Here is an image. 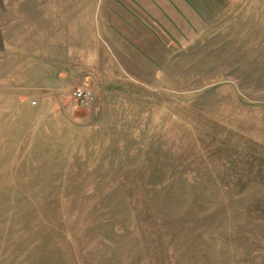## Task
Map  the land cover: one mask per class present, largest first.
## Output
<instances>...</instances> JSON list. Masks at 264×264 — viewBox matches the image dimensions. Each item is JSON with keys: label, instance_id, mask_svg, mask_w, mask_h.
<instances>
[{"label": "rangeland", "instance_id": "374dc122", "mask_svg": "<svg viewBox=\"0 0 264 264\" xmlns=\"http://www.w3.org/2000/svg\"><path fill=\"white\" fill-rule=\"evenodd\" d=\"M54 1L133 22L130 0H11L0 264H264V0H149L85 74L84 42L35 39Z\"/></svg>", "mask_w": 264, "mask_h": 264}, {"label": "crops", "instance_id": "0c3cea01", "mask_svg": "<svg viewBox=\"0 0 264 264\" xmlns=\"http://www.w3.org/2000/svg\"><path fill=\"white\" fill-rule=\"evenodd\" d=\"M130 1L131 2L123 1L121 4L118 5L117 3L116 5L127 9L126 11L129 12L127 17H132L131 19H133L135 24H133L132 20L117 21L118 19L108 18V16H97L91 18L88 13L81 11L79 7L75 8V11H73L74 3L68 1L66 3H62V13H59V2L57 3L54 1L51 4L47 3L43 7L38 8L40 11L36 14L34 24L36 25V34L40 36L35 39L84 42V44L79 46V48L77 46H74V48L80 49L79 51L82 52L81 55L83 56V60H81L82 66L85 63V65L88 64V67L86 68L83 66L84 70H78L77 73L84 72L85 74L88 73V71H95L91 67V59L88 61V59L91 58V42H94V44L97 42V46L95 47L97 56H99L100 53V45H104V47L101 46L102 50L106 51V55L111 57V62L114 64V59H117V54L112 53L111 48H117L118 46L120 47V45L123 46L124 41H128L129 39L124 35L125 33L130 30H132V32L136 31L135 29L139 24L143 27H145L144 24H147V22H145V18L142 19L138 17V14L134 10L137 8L141 9L140 11H143V9L145 10L146 8H149L150 1ZM162 1L164 2L165 0ZM124 2L129 3L130 6ZM17 4L18 9L24 10L26 8V2H19ZM10 5L11 0H0V30L4 31V28L7 29L5 26L12 25L8 13V10L12 7ZM55 8H57V10H55ZM112 8L115 9V5H113ZM69 9L71 11H69ZM44 10L49 15L44 14ZM19 15L20 20L16 24L19 23L21 25L23 24L22 17L26 16V13L24 11H20ZM24 24H26V22ZM41 34H45V36H41ZM126 72L129 71L126 70Z\"/></svg>", "mask_w": 264, "mask_h": 264}, {"label": "built area", "instance_id": "2783aa9c", "mask_svg": "<svg viewBox=\"0 0 264 264\" xmlns=\"http://www.w3.org/2000/svg\"><path fill=\"white\" fill-rule=\"evenodd\" d=\"M69 100L71 102L87 106L93 100V91L87 86L75 87L69 92Z\"/></svg>", "mask_w": 264, "mask_h": 264}]
</instances>
